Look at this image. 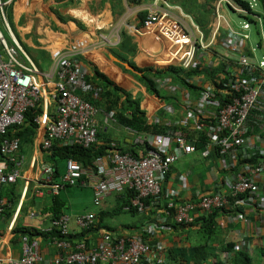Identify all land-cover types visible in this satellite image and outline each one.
Masks as SVG:
<instances>
[{
  "label": "crops",
  "instance_id": "0c3cea01",
  "mask_svg": "<svg viewBox=\"0 0 264 264\" xmlns=\"http://www.w3.org/2000/svg\"><path fill=\"white\" fill-rule=\"evenodd\" d=\"M244 1L248 2L253 12H258L261 16L259 18L262 23L255 20V25L258 24L260 31L261 29L264 31L262 4L258 0ZM151 2L152 0H138L137 2L135 0H15L6 10L7 21L15 38L42 74L49 73L53 69L56 57L59 54H64L73 44L82 42L86 45V53L71 58L78 70L84 73L83 83L72 86V92L78 98L89 102L96 110L93 121L97 131V141L93 145L106 147L105 151L109 149V153H111V144H114L118 150L134 149L138 156L143 157L146 151H143L142 146L146 144L145 147H151L148 139H160L161 143H165V146L162 147H165L166 152L172 150L173 143L179 137H183L193 144L197 143L188 137L191 131L197 132L195 122L188 120L186 124H183V120L186 118L185 105L187 103L181 92L178 91L170 96L168 95L169 89L165 88L158 90L155 94L150 92L140 79L148 68L167 70L170 67H177L182 69L179 62L170 57V45L166 41L158 39L153 30L142 27L145 10ZM218 2H221L219 3L220 11L227 13L228 9L223 0H166L174 12L180 11L196 24L203 25L208 30L212 29L214 25V8ZM223 18L230 27L234 28L230 20L225 16ZM0 25L3 28L1 32L11 43L1 19ZM115 25L121 27L118 35L111 39L116 45L106 46L102 43L100 34L109 33ZM224 36L225 31L221 29L215 42L216 48H212V52L216 53L217 48H221ZM261 36L264 40V34ZM207 38L210 39V36L207 35ZM247 43L248 41L243 50L244 56L257 62L254 53L246 49ZM223 49L225 48L223 47ZM218 51L221 52V50ZM0 54L5 57L1 47ZM203 59L205 60L196 75L202 76L206 81L216 82L213 76L218 72L217 68L221 62H217L210 52L207 56L204 55ZM208 63L212 64L211 69L206 67ZM95 71L134 98L144 112L146 123L153 128L154 126L160 127L158 129L162 132L157 134L137 133L133 129L117 124L114 119V111L105 112L107 93L100 79L93 80ZM166 78H169L172 84H178L172 81L170 74L163 79ZM35 79L40 85L41 91L44 90V93L49 96L54 90L53 84L60 82L57 74L48 80L40 75ZM188 92L190 97L187 105H192L198 96V91L189 89ZM124 97L119 95V104L123 102ZM37 105L41 109L40 115L36 117L39 118V121L35 123L33 120L32 131H28L24 126L17 127L14 131H19L20 137L14 139L18 140V151L12 156L7 155L0 159V163L8 165L7 170L13 167L10 159L22 160L21 178L16 188V192L19 193L18 203L8 220L4 219L3 213L0 215V264H11L22 254V241L27 237H21L12 232L17 220L21 225L32 227L43 233L48 232L52 220L49 213L50 198L54 195L59 196L65 203L63 216L67 219L69 234L72 235V238L75 236L73 239L80 241L84 236H80L81 231L76 224L78 216L95 214L96 218L97 215H102V218L113 217L122 205L118 198L119 194L113 193V195L103 198L101 206L93 205L94 208H100L98 213L94 209H87L93 200V187L96 184L95 171L91 169L83 168L82 176L85 177L76 186L71 187L76 190H69L68 187L61 186V176L66 172L68 160H56L53 161L54 164L45 160L47 150L42 146L50 119L56 115V104L53 101L50 102L48 118L43 116L42 99ZM164 105L170 106L173 112L165 113ZM122 111L126 117L130 115L128 111L123 109ZM138 138H141V141H138ZM195 140L198 141L196 138ZM55 141L52 140V144ZM59 141L56 142L63 146V143ZM251 144H253L252 140ZM255 145L260 150L264 149L262 141H256ZM198 148L189 155H183L172 165L162 184V194L165 200L170 199L172 194H174V198L181 201L194 200L200 194H214L224 190L227 182L235 175L231 169L224 168L225 162L219 158L216 150L211 149L210 155L203 158L200 152L204 148V143L198 142ZM108 152L103 156L108 157ZM180 164L182 169H178ZM55 165L58 167L60 177L53 181ZM45 170H50V184L44 182L47 175ZM180 176L186 177L185 186L180 183ZM256 180L259 185L264 184V175ZM54 186L61 187L58 191V188L54 190ZM25 187L26 191H24ZM83 193L86 196H83ZM86 197V205L80 208L79 205ZM5 200L7 201L6 198H2L0 202H6ZM104 202L109 204V208L105 207L107 209L103 211ZM21 206H24L23 214H19ZM120 213H128V208H123ZM244 214L245 220H235L225 213L216 215L214 233L208 239L200 237L199 226L174 227L172 223L168 222L167 227H162L158 220L161 215L158 212L154 215L135 214V226L126 221L112 222V225L104 226L97 218L99 229L94 228L92 232H89L87 241L95 244L103 234L107 233L115 237L130 236L134 233L137 235L139 230L150 227L161 249L152 253L146 264H151L152 259L153 262L155 259L157 262L164 258L167 260L166 264H170L172 263L168 261L170 254L180 255L179 257L184 260L183 264H195L194 255L197 247L202 250L196 258L197 260L202 259L203 250H206L208 257L205 264H219L221 261L229 264L231 261L229 262L228 253L221 251L228 243L235 242V245L241 243V249L250 255L255 253L258 247H264V212L251 213L246 210ZM136 218H138V224ZM77 235L79 237H76ZM34 240L38 243L39 251L44 258L43 262L38 264H54L58 249L50 242V239L40 236Z\"/></svg>",
  "mask_w": 264,
  "mask_h": 264
},
{
  "label": "built area",
  "instance_id": "2783aa9c",
  "mask_svg": "<svg viewBox=\"0 0 264 264\" xmlns=\"http://www.w3.org/2000/svg\"><path fill=\"white\" fill-rule=\"evenodd\" d=\"M14 2L15 0H0V19L11 40L9 43L0 30V47L5 56L0 54L1 154L7 157L18 151V140L7 139L5 136L9 129L24 124L26 111L36 106L40 99L43 104V116L47 118L50 102L56 104V115L48 124L43 149L48 150L52 140H60L63 146L78 145L89 148L97 141L93 121L96 110L89 102L73 94L72 86L83 83L84 73L78 70L74 60L71 61L72 57L87 52L86 45L82 42L73 44L64 54L56 57L53 69L49 73L42 74L18 43L7 21L6 10ZM219 3L221 2L214 8L215 21L210 39L198 24L180 11L174 12L165 0H152L145 10L142 27L153 30L158 39L170 45V57L177 60L185 72L199 69L205 60L203 56H207L209 52L217 62L224 64L222 71L213 76L216 82L206 81L202 76L194 74L183 76L185 84L197 87L198 96L192 105H187L190 96L183 86L172 84L169 78L154 79V83L158 90L169 89L170 96L181 92L187 103L183 124L191 120L195 122L197 132L207 130L209 142L204 143L200 155L206 158L211 149L216 150L219 158L225 162L224 168L230 170L239 159H249L256 151L264 155V149L260 150L255 145L256 141L264 142V61L254 62L241 53L249 40V35L244 31H247L250 25L246 21L243 22V31L230 27L221 14ZM223 3L238 14L246 13L230 1L223 0ZM253 18L262 23L258 16ZM120 28L119 25H115L109 33L100 34L102 43L109 47L115 46L116 43L111 39L118 35ZM221 29H224L225 36L221 48H217L214 53L212 48H216L215 42ZM261 33L264 34L262 29ZM206 67L211 69L212 64L208 63ZM55 74L58 75L60 82L53 84L55 87L49 96L44 90L41 91L35 77L40 75L48 80ZM164 112L170 114L173 110L170 106L164 105ZM38 121L39 118L34 119L35 123ZM138 141H141V138H138ZM147 141L151 143V147L143 157L134 158L129 153L116 152L110 157H98L94 161L96 184L93 187V201L96 205L111 192H119L127 187L136 194L132 204L142 211V199L161 193V184L167 178L171 166L180 157L189 155L198 148L183 137L176 139L169 152L162 147L165 143H161L160 139ZM111 147H115L114 144H111ZM10 160L13 167L9 170L6 163H0V186L13 184L21 178L22 160ZM45 171L47 175L44 182L49 183L51 173L50 170ZM83 174V168H80L76 161L68 160L63 181L72 185ZM262 175L264 163L255 167L245 166L239 173L233 175L224 190L209 195H198L196 201L185 204L169 202L164 216H169L168 210L173 209L175 223H191L194 220L193 214L198 211L202 215H208L224 208L233 213L235 206L240 205L244 206L240 213L228 214L235 220H245L246 210L251 213L264 212V184L259 185L256 180ZM179 180L182 186H185L186 177L180 176ZM57 188L54 186V190ZM24 189L26 191V187ZM241 196H245V199L240 198ZM173 198L174 194L170 199ZM4 204L5 202H0V215ZM93 219L94 215L88 214L80 217L77 223L85 228L92 224ZM66 223V217L54 222L61 227L62 233L66 231ZM145 232L152 233V229L147 227ZM58 244L64 248L70 246L64 242ZM152 253L151 248L138 237L114 239L109 234H103L97 245L86 250L84 244H79L76 251L67 255L65 260L79 264H140L143 259L149 261ZM60 260L62 258L56 259L55 264ZM40 262H43V257L39 253L38 243L24 238L22 254L11 264Z\"/></svg>",
  "mask_w": 264,
  "mask_h": 264
},
{
  "label": "trees",
  "instance_id": "16d2710c",
  "mask_svg": "<svg viewBox=\"0 0 264 264\" xmlns=\"http://www.w3.org/2000/svg\"><path fill=\"white\" fill-rule=\"evenodd\" d=\"M137 1L138 0H135V2H137ZM229 1L232 4H234L236 7H239L240 9H243L246 12L245 14H238V16H239V18L243 19L244 22L245 21L248 22L249 25H255V19L253 18V16L261 17L258 13L253 12L251 10L248 2H246L244 0H229ZM258 1L262 4V6L264 8V0H258ZM227 9L231 12H234L229 7H227ZM234 13H236V12H234ZM262 17H263V24H264V15ZM200 27L204 30L205 34L207 33V35L210 36V34L212 32L211 28H210V30H208L203 25H200ZM243 50H244V48L241 50V53L244 55ZM223 65H224L223 63L218 65V68H217L218 72L222 71ZM198 73H199L198 69H197V71L185 72L182 69H179L177 67H170L167 70H164V69L158 70V69L148 68L141 75L140 79L145 83V85L147 86L149 91L152 93H155V94H157L158 89L156 87V84L154 83V79H163L165 76H167L169 74L171 75L173 82H175V83L177 82L179 85L183 86L187 90H189V89L197 90V87H193V86L185 84V80H184L183 76L184 75L190 76L191 74L196 75ZM98 79H100L101 82H103V84L105 86V91L107 93L106 94L107 95V102H106L107 104L105 106L107 109L105 110V112L114 111V119L116 120L117 124L122 125L123 127L133 129L137 133L146 132V133H150V134H157L159 132H162V130L160 131L158 129L160 127L157 128V126H154V128H153V127H150L146 123V118H145L144 112L140 109L138 102L134 98H132L129 94H127V92H124L120 88L115 86L107 78H105L102 74L95 71L93 80H98ZM119 95L125 96L124 100H123V102H121V104L118 103ZM94 105L96 106V103H94ZM121 108L125 111H128L130 113V115L128 117H126L123 114V111ZM40 112H41V109L38 105L34 106L33 108H29L25 113V116H24L25 122L22 126H24V128L27 129L28 131H32V129H33L32 127L34 126L33 120L38 115H40ZM173 128H175V127H173ZM15 129H16V127L9 129L5 138H7V139H12L15 137L19 138L20 133H19V131L15 132L14 131ZM188 137L194 143L197 142V143H195L196 147H198V142H202V143L209 142V138L207 136V130H205V129L202 130L201 132H198V133L197 132L194 133V131H191ZM195 138L198 139V141L195 140ZM145 146H146V144H144L142 146V149L144 152L148 150V148ZM144 147H145V150H144ZM142 149H140V150H142ZM105 150H106V147H102V146H98V145H93L90 148H83L80 146H61L58 142L55 141L51 145V147L47 150V153H46L47 155L45 156L46 157L45 160H48L53 164L56 160L57 161L74 160L77 162V164L80 166V168L91 169L92 171H95L94 161L98 157H103V155H106L105 153L108 152L109 149H107V151H105ZM116 152H120L122 154L129 153L134 158L138 157V153H136V151H134V149H129L128 151H123V150H118L116 146L111 147V153L108 152L109 153L108 157L112 156ZM0 159H3V155L1 154V152H0ZM261 163H264V155H262V154L258 153V151H256L254 154H252V156L249 159H243V160L239 159L237 164L234 166L233 169H231V171L234 174H237L245 166L255 167ZM64 175L61 176V178H62L61 186L64 185L65 187H74L80 182V180L82 178L85 177V176H81L80 179H78L77 181H75L74 184L71 185V184H67L63 181ZM57 177H60V174L58 172V167L55 165L54 174H53V181ZM19 180L20 179H18L13 184H6V185L3 184L0 186V200L2 198L7 199V201L5 200L6 202L4 204V208H3V212H2L4 219L7 218V220H8L10 218L12 212L14 211V209L18 203L19 193L16 192V188H17V185L19 183ZM50 182L47 184H50ZM163 182H162V184H163ZM162 184H161V193L158 196H148V197H145L142 199V202H143V210L142 211L139 210L138 207H136L132 204V201L136 196L134 190H130L129 188L126 187L119 192H117V191L111 192L109 195H111V194L113 195V193L119 194L118 195L119 201L121 200V202H122V205L119 207V209L114 214L118 215L120 213V211H122V209L125 207L128 208V213H130L132 215H135V214H143L144 215L147 213L154 215L155 213L158 212V214L161 215V217H159L158 220L161 223L160 225L162 227H164V226L167 227L169 223H172V225L174 227H183V228L199 226V231H198L199 234L200 235L202 234L204 239H208L214 233L216 215H218L219 213H225V214L232 213V212H228L224 208L221 210L213 211V213L208 214V215H202V213H200L198 211L197 213L193 214V216H194L193 222L183 223V224L175 223V221L173 220L174 213H175L173 209L168 210L169 216H164L165 210L167 209V204L169 202H172V201L175 202L176 204H179V203L185 204V203L190 202V201H196L198 198H195L194 200H189V201H181V200H178L177 198L165 200V198L163 197V194H162ZM61 186H57L58 191H59ZM116 194H114V195H116ZM200 195H209V193L208 194H200ZM244 197L245 196H241L240 198L245 199ZM93 199H94V197H93ZM102 200L99 202L98 205H96L94 203V201L92 200V204L94 206H101L100 204H101ZM50 201H51V205L49 208V213H50L52 220H51V227L49 230H47L48 231L47 233L46 232L45 233L40 232L39 230L34 229L32 227L21 225L18 223V220H17L15 226L13 227L12 232L17 234L18 236L27 237V240L30 242L36 241V240H34V238H36V237L44 236L45 238L50 239V242L58 249V255H57L56 259L62 258V260H60V262L58 264H79L76 262L69 263L65 260V258L67 257V255L76 251V246L79 244H84L86 246V250H89L91 247H94L95 245H97V243L99 241L95 244L94 243L91 244L87 241L88 240L87 235L89 232H92L94 228L99 229L98 223H97V218L99 219V222L102 221V215H100V216L97 215V218H96L95 214H93L94 219L92 221V224L89 227H85V228L80 227L78 225L77 221L80 217L88 215V214L78 216V218L76 219V224L81 231L80 236H84V238L82 240L83 242H82L80 240L73 239L75 236L72 238V235L69 234L68 222L66 223V231L64 233H62L61 227L54 224L55 221L64 217L63 216V210L65 208L64 201H62V199H60V197L56 196V195L52 196L50 198ZM24 204H25V202H24ZM23 209H24V206H21L19 214L24 213ZM242 209H244V206H240V205L235 206V208L233 210L234 212L232 214L240 213L242 211ZM160 211H161V213H160ZM253 213H255V212H253ZM256 213H258V212H256ZM145 229H147V228L144 227L143 230L138 229L139 231L137 230L138 231L137 235L134 233L130 236H124V237H138V239H140V241L142 243L148 245L151 248L153 253L159 251L161 248H160V246H158V243L156 242L154 235L152 233L145 232ZM107 234H109V233H107ZM76 237H79V235H77ZM110 237L116 239V238H120L121 236L115 237V236L110 235ZM59 242L68 243V244H70L71 248H70V246L67 248L59 246V244H58ZM204 248H205V246H204ZM241 248H242L241 243L239 245H235V242H234V243H228L227 245H225L221 251L224 253L225 252L228 253L229 262L231 261L230 263L228 262L229 264H252V259L250 257L251 255L248 252L243 251ZM38 250H39V245H38ZM201 252H202V250L200 249V247H197L196 253L194 255L195 256V264H205V260L208 257L206 250H203L204 255L202 256V259H200V260L196 259L200 255ZM257 252L260 253V255H261V262L260 263L264 264V247H258ZM39 253H40V251H39ZM40 255L43 257V255L41 253H40ZM179 256L180 255L175 256V255L170 254V257H168V261L172 262L170 264H183L184 260L182 259V257H179ZM55 260H54V264H55ZM146 261H148V260L143 259L140 261V264H146ZM166 262H167V260H165V258H164V260H160L157 262H156V259L154 260V262L152 259L151 264H166ZM36 264H38V263H36ZM219 264H225V262L221 261Z\"/></svg>",
  "mask_w": 264,
  "mask_h": 264
},
{
  "label": "rangeland",
  "instance_id": "374dc122",
  "mask_svg": "<svg viewBox=\"0 0 264 264\" xmlns=\"http://www.w3.org/2000/svg\"><path fill=\"white\" fill-rule=\"evenodd\" d=\"M258 10V9H255ZM260 10V9H259ZM258 13V12H256ZM221 14H223V16H225L228 20H230V23L233 25V27L238 30V31H243L242 30V25H243V19L239 18L238 15H236V13L231 12L228 10L227 13L225 12H221ZM0 30L3 31L2 26L0 25ZM245 33H247L249 35V40L246 46L247 50H251L254 55L255 58L257 60V62H261L264 61V40L261 36V31L260 28L257 25H250L249 29L247 31H244ZM157 35V34H156ZM24 155L26 157V151L24 150ZM178 169H182V165L180 164ZM69 190H76L74 188L68 187ZM83 192H86V190H83ZM83 196H86L83 193ZM88 196V195H87ZM87 203V197L84 201L81 202V204L79 205L80 208H83ZM90 206H88L87 209H94V211H96L97 213L100 211V208H94L92 201L90 202ZM115 205V204H114ZM109 208V204L107 202H104L102 205V210L104 211L105 209ZM135 215H132L130 213H119L118 215H115L113 217H103L101 224L104 226L107 225H112V222H118L120 223L121 221H126L128 223H130L132 226H135ZM136 223L138 224V218H136ZM201 238H203V235H200ZM251 259H252V264H261V255L260 253H258L257 251L253 254H251Z\"/></svg>",
  "mask_w": 264,
  "mask_h": 264
},
{
  "label": "water",
  "instance_id": "95a60500",
  "mask_svg": "<svg viewBox=\"0 0 264 264\" xmlns=\"http://www.w3.org/2000/svg\"><path fill=\"white\" fill-rule=\"evenodd\" d=\"M168 66H169V65H168ZM168 66H167V67H168Z\"/></svg>",
  "mask_w": 264,
  "mask_h": 264
}]
</instances>
